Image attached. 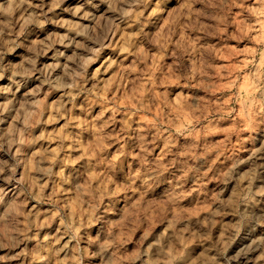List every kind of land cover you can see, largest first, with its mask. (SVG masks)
Wrapping results in <instances>:
<instances>
[{
  "label": "rangeland",
  "instance_id": "1",
  "mask_svg": "<svg viewBox=\"0 0 264 264\" xmlns=\"http://www.w3.org/2000/svg\"><path fill=\"white\" fill-rule=\"evenodd\" d=\"M78 6H83L80 11ZM90 10L94 11L87 0H31L0 36V68L5 69L0 105L13 108L6 123L0 124V135L9 131L25 97L38 99L46 109L43 123L33 119L25 139L47 134L38 144L23 146L19 156L17 146L11 153L6 147L0 151V160L10 165L24 161L17 168V178L26 177L22 187L47 201L37 203L20 192L12 197L32 220L28 232L32 239L0 250L5 257L0 264H47L39 259L48 252L37 244V235L41 240L53 237L48 242L51 264H77L81 256L84 264H101V258L112 264H139L137 254L148 248L144 233H150L153 243L166 240L175 251V264H184L185 259L187 264H264V102H250L259 100L255 89L264 84V4L171 0L158 15L146 13L143 34L138 26L118 24L104 41L101 59L89 69L86 85L95 86L97 69L100 81L111 82L118 74L123 80V88L110 85L112 90L105 93L124 109L112 123L108 122L113 113L106 112V139L93 134L96 124L87 128L101 112L92 98L95 93L92 97L74 93V103H69L64 91L43 83L49 69L56 81L71 82L65 72L75 67L72 59L77 53L85 55L80 46H97L76 33L84 25L95 35L104 23L102 17L112 14L83 19ZM29 16L31 22L25 23ZM59 53L64 56L54 59ZM54 63L67 68L53 69ZM13 73L28 83L9 92ZM141 100L143 107L136 114L134 106ZM194 102L199 107L195 115L190 110ZM61 103L64 114L54 118ZM130 106L132 111L125 116ZM163 117L160 130H153ZM78 121L84 122L83 129ZM177 125H188V134H180ZM89 144L101 155L91 166L85 155ZM42 151L62 158L67 152L71 161L65 159L58 172L69 177L83 174L74 182L59 176L40 180L33 172V157L39 160ZM97 173L104 174L100 184L95 183ZM89 181L97 189L103 185L97 196L103 217L86 223L89 209L82 205L76 185L86 187ZM14 187L0 178V188ZM109 201L117 211L107 207ZM57 206L68 215L76 214L82 223L84 238L78 246L68 243ZM135 222L139 227L133 229ZM19 223L23 228L27 221L21 217ZM105 245H110L107 251Z\"/></svg>",
  "mask_w": 264,
  "mask_h": 264
},
{
  "label": "clouds",
  "instance_id": "2",
  "mask_svg": "<svg viewBox=\"0 0 264 264\" xmlns=\"http://www.w3.org/2000/svg\"><path fill=\"white\" fill-rule=\"evenodd\" d=\"M88 4L91 5V9L86 13H84L83 19L85 20H94V17L97 14L102 12L111 13L112 16L104 15L102 19L104 23L99 26L95 30V35H93V28L91 26L81 25V29L77 31L76 35L78 36H87L88 39L92 40L94 45L97 46H88L81 45V49L85 55H81L77 53L72 62L75 65L74 68L67 69L65 75L71 76V82H58L53 78L52 70L49 69L43 83L49 85L56 91H64L65 96L68 98L69 103H74L73 94L79 92H87L90 97L95 93V96L92 97L96 104H98L101 108L100 116L97 120L90 121L87 124V128L91 129L93 124H96L93 134L97 137H102L104 139L107 138V133L105 132L106 125L103 124L104 116L106 112L111 111L113 113L112 121L108 123L114 122L115 115L124 109H121L118 104H113V101L108 98L105 94L108 91L112 90L111 86H119L120 88L124 87L123 80L119 78V74L116 79L111 82H103L99 80L100 69L96 70V76L93 77L95 80V86L93 88H87L86 85L89 80V69L92 68L93 65L97 63L98 60L101 59L103 52L105 51L104 41L108 38L109 33L116 30L118 24H129L138 26L140 32L143 34L144 32V23L147 19L146 13L148 16H155L165 10L170 4L171 0H87ZM233 4L236 3V0H231ZM261 4H264V0H259ZM243 3V0H241ZM25 5L31 6V0H7V3H0V36H2L5 30L14 23L15 14L17 12L23 11L25 9ZM83 6H78V11L82 9ZM35 15V14H33ZM32 17L29 16L24 22H31ZM43 28L44 24L41 23L38 25ZM68 39V37H65ZM125 51H128L126 48ZM64 56V53H59L57 57ZM35 61H32L33 70H35ZM111 66L115 67L116 62L109 60ZM139 63V60H137ZM51 68H67L66 65H61L59 63H54ZM4 68H0V80L4 79ZM18 73H13L9 80L11 84L8 86V91L11 92L13 87L17 90L23 89L25 84L28 83L27 80H17L16 76ZM104 83L105 87L101 88L100 84ZM111 85V86H110ZM71 90V91H69ZM151 91V89H150ZM256 92L259 93V100L250 101L251 103L256 102H264V84H261L259 87L255 89ZM32 91L29 92V95H32ZM171 93H169V96ZM163 99V97L161 98ZM144 101L141 100L139 104L135 105L136 114H140V110L143 107ZM109 105H112L109 108ZM65 105L63 103L56 106L54 118H58L60 115L64 114ZM191 112L195 115L199 112L198 105L194 102L191 106ZM13 111L11 104H3L0 105V124L6 123V116ZM44 111L46 109L42 108L41 102L36 100H29L25 97L23 103H21L19 111L16 116L11 120V127L9 131L4 135H0V151H3L5 147L9 153L12 152L14 146L16 147V155L19 156L21 153V149L23 146H34L38 144L41 140L45 139L46 133L44 135H33L31 140H26L25 136L30 130L31 121L33 119L37 120L38 124H42L44 120ZM132 111V106H130L127 111H125V116H127ZM164 119L157 121V127L153 130L159 131L160 127L163 126ZM83 127H85L83 121H78ZM17 124L22 125L23 127H17ZM127 129H131V125H126ZM177 131L182 135L188 134V125H177ZM171 134V129H169ZM67 138V133L61 137L60 140V148L61 151H65L64 149V139ZM94 143V142H93ZM88 151L85 154L89 158L90 166L93 162H99L101 159V155L98 152L93 151V145L89 144ZM39 160H36L34 156V164H33V172L38 174V178L40 180H49L51 181L53 177L59 176V179L64 180H72L73 182L81 176L83 173H77L75 177L65 176L63 172H58V169L63 168L64 160L67 159L69 162L71 161V157L65 152V156L62 158L59 153L52 156H45L43 151L39 154ZM106 160L107 157L105 156ZM24 161L18 160L16 164H8L7 161L0 160V178H2L3 183L5 185H13L14 188H0V250L6 248H15L18 247L20 243L24 240H31L32 237L28 235V232L31 231L33 224L32 220L29 216L25 215V213L21 210V205L17 204L12 197L16 196L17 192L21 194H27L32 196L33 199L37 201V203H46V200L41 199L40 197L35 196L34 192L28 191V189L23 188L22 185L26 183V177L17 178V168L23 164ZM7 172V174H6ZM104 174L97 173L96 176V184H100L101 180H103ZM143 179V177H141ZM103 191V185H101L100 189H97L92 181H89L86 187H82L76 185V192L79 194V199L84 207H87L89 211L86 213V223H91L93 220H100L103 217V212L101 211V203L100 200L97 199V196ZM108 208L112 211H117L112 206V202L109 201ZM99 213V215H97ZM23 217L27 223L23 228H21L19 220ZM57 217L60 221L61 226L65 230V233L69 236V244L73 241L76 242L77 246L79 245L80 239L84 238L80 236V231L82 228V223L77 218L76 214L68 215L66 211H62L57 206ZM39 218L37 217V220ZM133 221L134 217L130 218ZM37 227H43V225H36ZM133 229L139 227V222H135L132 225ZM150 233H144V238L148 240V248L147 252H139L137 254V261L139 264H175L176 256L175 251L172 249L166 240H157L155 243L152 240H149ZM86 237L91 239L90 236ZM53 239L52 236L46 235L41 240L37 235V244L42 246L45 251L48 252V255H42L39 259L42 262H47V264H51L53 259L50 249L49 243ZM99 240V236L96 237ZM115 243V240H113ZM110 245H105L103 251H107ZM64 248L68 249V244L64 245ZM156 249L155 253L153 249ZM5 257L0 256V261L4 260ZM77 264H84L83 257L81 256ZM101 264H112L110 259L101 258ZM184 264H187V260H184Z\"/></svg>",
  "mask_w": 264,
  "mask_h": 264
}]
</instances>
